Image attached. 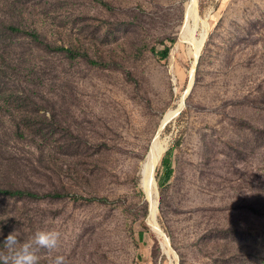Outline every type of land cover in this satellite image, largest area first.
<instances>
[{"label": "rangeland", "instance_id": "374dc122", "mask_svg": "<svg viewBox=\"0 0 264 264\" xmlns=\"http://www.w3.org/2000/svg\"><path fill=\"white\" fill-rule=\"evenodd\" d=\"M103 1L28 4L121 66L14 42L54 121L16 144L18 109L4 95L0 187L65 197L0 198V251L13 231L27 241L44 229L61 235L39 264H264V0H199L208 31L197 60L182 39L188 0ZM157 139L154 220L141 183ZM166 155L174 173L161 190Z\"/></svg>", "mask_w": 264, "mask_h": 264}, {"label": "trees", "instance_id": "16d2710c", "mask_svg": "<svg viewBox=\"0 0 264 264\" xmlns=\"http://www.w3.org/2000/svg\"><path fill=\"white\" fill-rule=\"evenodd\" d=\"M92 1L108 6L103 0ZM31 2L32 0H0L2 11L0 16V101L5 94L9 93L10 102L16 106L15 109H18L13 115L15 129L12 139L16 144L35 143L32 139L39 136L37 134L39 130L35 129L36 124L40 120L43 124H47L50 120L54 121V116L49 119L47 110L37 103L38 96L32 89V76L35 75V71L28 60V55L21 51L20 46L14 43L15 41L29 42L34 49L45 53L63 54L69 60L83 59L106 67L113 64L121 66L117 62L92 58L91 50L94 49V43L87 45L81 39H76L74 36L78 34V31L64 33L59 27L51 25L48 10L44 4L42 3L37 13L28 7ZM168 53L169 49L165 51V56ZM32 105H34L33 108H31ZM180 142L181 140L178 139L177 144ZM162 166L165 169V180L159 181L161 190L166 185L165 181L169 180L174 173L169 155L162 159ZM2 197L40 201L47 198L62 199L65 195L61 193L40 195L30 190L4 186L0 187V198Z\"/></svg>", "mask_w": 264, "mask_h": 264}, {"label": "bare ground", "instance_id": "6f19581e", "mask_svg": "<svg viewBox=\"0 0 264 264\" xmlns=\"http://www.w3.org/2000/svg\"><path fill=\"white\" fill-rule=\"evenodd\" d=\"M185 16L182 39L190 46L191 51L197 60L201 49L206 42L208 31V22L201 17L199 12V0H188L185 6ZM165 150V145L160 142L159 139L155 140L142 170L141 184L147 194V197H149L153 203L154 220L158 206V201L154 199L156 188L154 171Z\"/></svg>", "mask_w": 264, "mask_h": 264}, {"label": "clouds", "instance_id": "9594fccd", "mask_svg": "<svg viewBox=\"0 0 264 264\" xmlns=\"http://www.w3.org/2000/svg\"><path fill=\"white\" fill-rule=\"evenodd\" d=\"M60 233L55 230L40 229L27 241H21L17 232L10 233L4 241L5 251H0V264H39L38 251L57 248ZM51 264H69L63 256H57Z\"/></svg>", "mask_w": 264, "mask_h": 264}]
</instances>
